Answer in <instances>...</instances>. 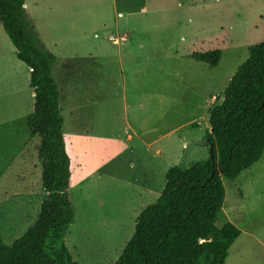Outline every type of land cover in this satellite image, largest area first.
I'll list each match as a JSON object with an SVG mask.
<instances>
[{
    "label": "rangeland",
    "instance_id": "374dc122",
    "mask_svg": "<svg viewBox=\"0 0 264 264\" xmlns=\"http://www.w3.org/2000/svg\"><path fill=\"white\" fill-rule=\"evenodd\" d=\"M24 8L57 59L74 209L64 245L77 264H114L168 169L209 159V111L249 47L264 41V0H146L138 15L127 14L128 0H24ZM215 49V68L190 57ZM32 105L29 70L0 25V238L8 246L46 196L39 139L26 128ZM221 180L216 225L240 231L225 264H264V154Z\"/></svg>",
    "mask_w": 264,
    "mask_h": 264
},
{
    "label": "trees",
    "instance_id": "16d2710c",
    "mask_svg": "<svg viewBox=\"0 0 264 264\" xmlns=\"http://www.w3.org/2000/svg\"><path fill=\"white\" fill-rule=\"evenodd\" d=\"M0 25L16 58L29 70L33 105L26 128L30 137L39 139L36 156L46 195L23 235L10 246L0 238V264H77L63 241L74 209L68 199L70 160L53 77L57 59L28 19L24 0H0ZM248 52L222 99L209 111L204 136L209 159L187 169H168L162 193L140 212L134 233L114 264H225L240 231L231 223L216 225L225 197L221 179L235 180L264 154V41ZM190 57L215 68L221 52Z\"/></svg>",
    "mask_w": 264,
    "mask_h": 264
},
{
    "label": "crops",
    "instance_id": "0c3cea01",
    "mask_svg": "<svg viewBox=\"0 0 264 264\" xmlns=\"http://www.w3.org/2000/svg\"><path fill=\"white\" fill-rule=\"evenodd\" d=\"M128 3H129V6L131 8V9H127V10H129V13H127L128 15L129 14L138 15V14H141V12H143L145 10L146 0H128ZM122 41H125L124 37H122ZM118 43H119V41L117 40L116 44H118Z\"/></svg>",
    "mask_w": 264,
    "mask_h": 264
},
{
    "label": "built area",
    "instance_id": "2783aa9c",
    "mask_svg": "<svg viewBox=\"0 0 264 264\" xmlns=\"http://www.w3.org/2000/svg\"><path fill=\"white\" fill-rule=\"evenodd\" d=\"M110 40H111L114 44L117 43V40H116V39L110 38Z\"/></svg>",
    "mask_w": 264,
    "mask_h": 264
}]
</instances>
